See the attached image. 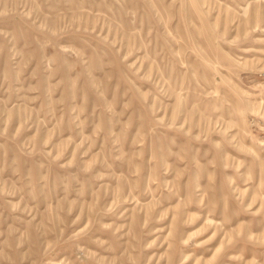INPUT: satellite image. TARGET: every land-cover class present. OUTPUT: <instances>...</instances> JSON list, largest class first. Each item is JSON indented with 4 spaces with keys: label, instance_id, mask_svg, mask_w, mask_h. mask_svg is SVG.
I'll return each mask as SVG.
<instances>
[{
    "label": "rangeland",
    "instance_id": "374dc122",
    "mask_svg": "<svg viewBox=\"0 0 264 264\" xmlns=\"http://www.w3.org/2000/svg\"><path fill=\"white\" fill-rule=\"evenodd\" d=\"M0 264H264V0H0Z\"/></svg>",
    "mask_w": 264,
    "mask_h": 264
}]
</instances>
